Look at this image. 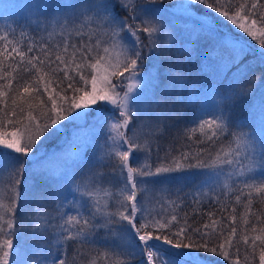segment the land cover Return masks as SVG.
Wrapping results in <instances>:
<instances>
[{"label": "snow or ice", "instance_id": "obj_1", "mask_svg": "<svg viewBox=\"0 0 264 264\" xmlns=\"http://www.w3.org/2000/svg\"><path fill=\"white\" fill-rule=\"evenodd\" d=\"M163 5L47 0L28 6L31 18L19 32L0 25V264H130L135 248L146 264H208L201 253L264 264V207L254 208L256 200L264 204V121L257 123L255 111L244 119L233 114L254 95L257 78L241 84L246 69H238L232 82L212 89V110L198 109L173 135L175 101L168 97L191 106L201 89L180 67L164 73L163 88L158 70L144 71L153 53L189 51ZM194 5L208 11L193 23L218 53L230 49L223 67L250 52L239 33L259 45L264 64V0H187L180 7L191 13ZM219 18L236 33H221ZM190 59L189 51L176 64ZM63 121L90 136L92 155L57 175L41 166L39 145ZM29 165L47 190L26 186ZM196 178L193 204L207 197L221 213H203L199 223L183 212L188 193L175 186ZM29 200V228H18Z\"/></svg>", "mask_w": 264, "mask_h": 264}, {"label": "trees", "instance_id": "obj_2", "mask_svg": "<svg viewBox=\"0 0 264 264\" xmlns=\"http://www.w3.org/2000/svg\"><path fill=\"white\" fill-rule=\"evenodd\" d=\"M175 0H164V8H170L172 6H175L176 3H174ZM41 3H46L47 0H0V25H3L5 23L11 24L13 27L19 26H25L28 19L31 18V13L30 10L28 9L29 5L33 4H40ZM178 2V0H177ZM242 2V0H241ZM24 9L25 11H23ZM193 11L196 12V14L201 15L204 13L206 10L203 8L201 5H194L193 6ZM215 15V14H213ZM223 18L218 19V27L221 28L223 26L222 24ZM260 25H258L259 27ZM189 27V28H188ZM176 29L180 30L182 29V32H190V29L193 30H198L199 35L196 37L195 40H190L188 41V47L192 49L194 47L198 52L201 51L203 48H205L204 45H206L208 42H212L210 40L206 33L200 29L199 26H194V25H186L183 24L182 26L180 25L179 27L177 26ZM188 29V30H187ZM17 32H19V27H17ZM235 34V33H234ZM241 38L249 41L251 45H249L250 52L248 55H245L243 59L240 61L239 64L232 65L229 67V69L224 72L222 79L219 82H223L224 84H228V80L233 74V76L237 73L238 69L246 68V76L243 78V80L240 81L241 84H248L249 81H251L253 78H257L256 85L259 84L261 81H264V69L262 67V64L260 60L258 59L259 57V50L258 47L259 45L255 41H251L250 37H247L246 34H239ZM198 39V40H197ZM184 46V45H183ZM185 47V46H184ZM230 49L228 48H222L220 49V52L218 53L217 50L215 49L214 54L211 56L216 57L217 60L224 59L227 51ZM190 51V50H189ZM187 54V57L189 56V52H185ZM191 53V59L190 61L195 60L196 54ZM198 56V55H197ZM196 56V57H197ZM179 58L181 60V54L179 53H174L170 57L167 54L161 55V60L158 65V71L161 74V80H160V88H163L164 85L166 84L165 79L163 78L162 72L165 71V67L169 65L171 62L173 67L176 68V60ZM224 61V60H223ZM155 65H153L151 68H154ZM148 59L145 60L144 62V71L148 72ZM185 73H195L194 71L189 70L188 68L184 69ZM199 74V73H198ZM198 74H194L192 77V81L195 85L196 88H200L201 92L198 96L193 98L192 100V105H194V108L191 106H185L179 103V100L175 96H170L168 97L169 103H172L175 101V110L176 114V120H175V126L170 129L171 133L174 135L176 132V129L178 128H183L186 125L189 124V122L192 120L194 115L196 114L198 109H207V110H212L214 104H215V99L214 94L212 91L209 90V85L206 82H203L201 80H197ZM201 74H199V77L201 78ZM232 76V77H233ZM221 78V77H220ZM218 78V79H220ZM201 86H204L201 88ZM218 88V85L217 87ZM157 98H159V90L157 91ZM210 99V100H207ZM245 110V109H244ZM239 116L245 118V114L242 115L240 113H237ZM77 127L75 125H66L65 127V132L64 136L62 139L58 138V140L51 139L49 143L46 145V152L48 151L49 153L44 154L41 159V166L45 169H52L55 167V164H58L59 170H62L65 166L69 170V173L71 169L75 168V163L80 162L82 159H86V156L84 155L87 153V156L92 155V151L90 150V145L91 142L84 143L85 147L83 149H79V144L75 143L74 139L78 132L80 131L78 128H73ZM9 131L11 129H8ZM75 145L76 148L74 150L75 153H80L77 154L76 156H72V146ZM50 151H52L50 153ZM74 159H73V158ZM153 161H155V156L153 157ZM135 166V165H134ZM28 171V177L26 179V186L28 185H34L38 191H45L48 188V182L39 175H33V167L29 168ZM110 172V170H109ZM54 173V172H53ZM58 175V174H57ZM178 175H183V174H178ZM191 176V174H188ZM110 178L113 179L115 182V174H111L110 172ZM198 185V180L196 179H189V180H182L180 181L177 185L183 188V193H188L185 205L183 206V212H187L189 214V217H195L197 223H199L201 220H207V217L202 215L203 213L207 212H216V214L219 216L221 213L219 211L220 206L215 203V201L209 202L208 198L205 197L203 198L202 202L200 204H193L192 202V197L196 193L197 188L195 187ZM219 192V190H218ZM183 193H181L183 195ZM209 195H212L209 193ZM71 199V197H69ZM231 196L229 197V200H231ZM228 201H225L227 203ZM264 207V204H260L258 200L254 201V208H262ZM31 209V201L29 200L28 203L24 204L20 209V215L18 216V228H29L28 224V215ZM243 212V208L239 205H237V225L241 226V220H240V214ZM227 215V213H225ZM26 244H30L31 242L29 240H25ZM101 250H103L104 246L101 245L99 246ZM129 251L134 252V255H132L129 260L130 264H146V255H142L139 251L138 248L135 249H129ZM71 253V250H70ZM202 256L207 257L208 264H227L226 261H223L222 257L218 256H213L210 254H205L201 253Z\"/></svg>", "mask_w": 264, "mask_h": 264}, {"label": "rangeland", "instance_id": "obj_3", "mask_svg": "<svg viewBox=\"0 0 264 264\" xmlns=\"http://www.w3.org/2000/svg\"><path fill=\"white\" fill-rule=\"evenodd\" d=\"M174 3H176V5L172 6L170 8H167V12L170 14L168 16V19L172 21V24L175 26V28L177 26L179 27L180 25L182 26L183 24L199 26V25L194 24L193 21L198 19L200 17V15L196 14V12H194V11L191 13L186 12L182 7H180V5L186 4L187 0H178V2H177V0H175ZM22 10L25 11L24 9H22ZM222 24H223V26L220 28L221 33L229 32V31L236 33L237 30H235L234 26H231L229 24L227 27H225L224 20H223ZM191 30L192 29H190L191 34H189L188 31L182 32V29H181L180 33H178V34H180L182 36V44L185 46V48L190 50L193 55L196 54V56L197 55L198 56L197 57L195 56L194 61L189 62V60H188L187 63H183L181 65H177L175 63L176 68L180 67L182 69V71H185L184 70L185 68H188L189 70L194 71L195 73H192V72L188 73L191 79L194 76V74H196V73L201 74L202 75L201 78L199 77V74H198L197 80H201L203 82H206L207 84H210V82H211V85H209L208 88L210 91H212V89L214 87H217V85L219 87V81L222 79L224 72H226L229 69V67H223L222 66L224 59L217 60L216 57L211 56L212 54H214L215 49L217 48V46L214 44L213 41L208 42L206 45H204L205 48H203L199 52L194 47H192V49H190L188 47V44H189L188 41L195 40L196 37L200 34L198 30H193V31H191ZM239 34H242V33H239ZM249 44H251V43L249 42ZM258 50H259V47H258ZM186 52H189V51H186ZM187 58L188 57H187V54L185 52L183 54H181V61H184ZM160 60H161V56L156 57L155 53L150 55L148 57V66H149L148 72L158 70V65L160 63ZM153 65H155L154 68H151ZM262 67L264 69V64H262ZM169 68H174L171 62L169 63V65H167L165 67V71L162 72L163 78L165 79L166 84H167V77L164 75V73ZM242 69H246V68H242ZM232 76H233V74L229 78L228 83L232 82L233 77H234V76L233 77ZM245 76H246V72L242 76L241 80H243V78ZM218 78H220V79H218ZM207 100H210V99H207ZM192 108H194V105H192ZM209 111H211V110H209ZM251 111L256 112L257 123H261V121H264V81H261L259 84L255 85L254 95L250 99L240 102L239 104H237L233 108V114L238 119H244V118L239 116L237 113H240L242 115L245 114V116L247 117L250 115ZM176 116H178V115L176 114ZM62 123L64 124L63 129H61L58 133H55V134L49 136L46 140H44V142L42 144L39 145V151H40L41 157L44 154L49 153L48 151L46 152V148H45L46 145L49 143V141L51 139H54V138L56 140H58V138L62 139V137L64 136L66 125H70V126L73 125L70 121H63ZM73 128L76 129L77 127H73ZM74 141H75V143L79 144V146H80L79 149H83V147H85L84 143L91 142V138H90V136H88L83 131H79V135L78 134L76 135ZM75 148H76V146L73 145L72 146V156L73 155L76 156L77 154H80V153L74 152ZM51 152L52 151H50V153ZM28 167L31 168L32 165H29ZM49 170H51L55 174L59 175V174H62L66 170V166L62 170H59L58 164H55V167L52 169H49ZM28 171H29V169H27V171L25 173V180L28 177V174H27ZM197 180H198V184H199L200 181L198 178H197Z\"/></svg>", "mask_w": 264, "mask_h": 264}]
</instances>
